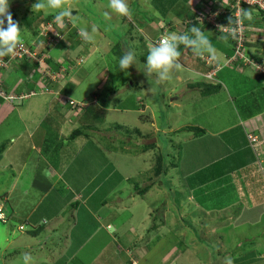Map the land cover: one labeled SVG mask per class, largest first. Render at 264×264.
Instances as JSON below:
<instances>
[{
  "label": "rangeland",
  "instance_id": "1",
  "mask_svg": "<svg viewBox=\"0 0 264 264\" xmlns=\"http://www.w3.org/2000/svg\"><path fill=\"white\" fill-rule=\"evenodd\" d=\"M204 1L206 0L198 2L201 5H205L206 3ZM36 2L38 0H10L11 12L15 15L16 21L19 22L23 29V37L29 41L31 40L32 45H35V50L39 56H37L38 62L43 65L40 69L43 71L46 70L45 75L53 79L56 74L47 71V67L43 63L45 56L39 55L43 51V45L38 44L32 35L31 27L26 26L27 22L25 19L28 22L34 19L35 22H32V28L35 23H40L37 27L40 29L45 26L41 24V16L54 12L52 10L33 12L32 5ZM216 2L218 0H211L212 4ZM128 3L131 9L133 5L139 3V9L133 11V15L130 18L120 17L112 13L108 7L109 0H73L72 11L74 16L79 17L78 24H82L89 31L92 26H95L97 33L95 34L93 42H90V44L87 42L85 47L80 46L77 49V52L81 53V57L83 58V61L77 67L79 68V75H81V82H75L77 84H75V87L71 86L72 91L70 93L73 94V99L76 102L78 101V103L93 102L96 93L97 95L103 96L107 94V96L111 97L106 119L97 125L96 128L98 130L92 128L87 129L93 136L92 140H89V144H93L92 146L97 148L95 154L92 150L89 156H100L109 166L116 164L119 173L124 176L127 173L126 165L133 162V171L130 173L134 176L131 178L132 182H129L128 190L124 189L123 184L119 185V179L116 181L112 178L103 179V171L99 179L98 177L92 180L85 178V189L87 192L93 190V188L97 192V195L91 199L92 206L96 204V199L98 200L99 194L107 193V191L113 189V192L107 197V203L101 205L99 213L95 214L94 212H88V210L86 212L83 206L76 209L78 203L72 205L75 201H65V203L54 201L53 205L61 207V211L65 212L66 215L71 216L73 214L72 216L76 217L77 222L72 226L75 227L72 233L73 238L72 240H66V236L69 235L72 219L71 223H69V219L65 217L60 221L65 222L64 226H62L63 229L61 227L58 228V232L62 229L65 235V239L59 243V246L65 247V249L63 247L61 248L63 249L61 254L57 252L48 254V251H44L48 255L44 256V253H42L40 256V254H36L37 248L33 249L36 252L30 250L39 243H42L40 239L43 237V234L39 233V235L37 234L38 236L30 234L34 224V217L30 220L29 216L34 212L33 216L37 215L39 218L44 215L49 216L52 212L49 203L53 199L51 200L50 194L48 196L44 192H40L32 187H29V189H20V187L31 184L32 179L30 174L23 173L20 175L21 171L18 170L22 169L27 163L25 172L30 173L28 171L31 168V141L40 142L39 146L41 148L45 144L50 143L45 140L46 136L40 135L36 137V131L40 128L43 121L47 123L44 132L46 133V129L48 133L50 132L49 135L51 136H49V139L58 131L49 122L51 121V115L49 114L52 108L54 106L56 107L59 96L38 95L33 97L29 99L27 104L28 107L30 106L29 104H32L33 108L26 107L24 111L22 109L27 106L24 104L25 102L22 103L21 98L16 100V103H20V105L17 106L16 112L9 114L8 120L3 128L0 129V136L17 131V135H10L8 137L6 144L14 145L10 150L2 153L4 157L2 156V161H0V205L3 206L4 213L7 216L5 222L0 218V264H24V253H28L32 258V260H29V264H62L63 259L60 260L59 256L67 255L66 253L69 250L68 244H70L69 253H73L74 249L79 248L83 244L82 248L77 251L74 257L75 259L73 255L68 256L70 259L68 264H229L230 260H232L233 264H264V211L259 216V208H254L255 202H259L257 199L243 203L241 207L243 213L238 211L239 206H234L231 212L232 217L228 221L223 218L219 219V213L214 210L196 209L198 204H196L195 199H199L198 195L195 199L189 198L192 184H197V187H199L196 189L197 192L201 190L203 188L201 187L204 176L203 172L206 171L205 168L209 167L208 169H210L212 166H204L205 162H207L204 157V151L201 149L196 151V148L189 146L193 141L199 140H193V138L188 139L197 132L195 130L196 127L203 126L202 128L205 129L207 134L219 130V125L223 123L221 116L230 122L226 116L234 113V107L238 112V106L244 104H247L250 111L259 109L260 107L258 105L261 103V99L258 93L262 92L264 88V80H262L264 76L256 77L255 74L257 73L254 72L255 68L252 64H244L241 61L247 68L244 69L243 73L229 72V78L225 79L228 86L225 93L222 90L219 94L205 96L202 93L204 87L194 86L195 88H192L193 86L189 85H197L204 82L211 83L212 81H204V78L194 74L191 68H188L189 53L192 52V49L185 48L184 45L179 44L178 48L181 52V57L178 63L184 65L183 71L173 72L172 78L169 81L159 82L155 74L148 76L144 71L149 45L158 41L160 36L165 34L162 28L169 22H172L173 26L169 27L168 30L175 27V30L178 32L181 30L189 32L186 26H183V23L186 21L184 16L185 10L184 8L181 9L186 4L178 3V0H128ZM230 3L232 8L236 5L235 2ZM261 4L264 7V3ZM172 6H175V9H167ZM226 6L227 2L223 0L219 11L223 14L228 13L227 15H229L230 11ZM249 8L253 7L249 5L246 9L248 10ZM79 9L81 12H78ZM193 9V11L199 12L204 8L201 6V8ZM106 12L109 13L107 17L105 16ZM40 13L42 15L39 16ZM141 13L149 14L145 18V15ZM164 13H168L169 16L164 17ZM254 13H257L256 9ZM139 14L141 15L137 16ZM231 14L233 16V13ZM89 20L91 21L89 22ZM136 20L139 21V25H136L134 28L136 31H129L127 34V23H133ZM50 24L52 27L55 25L54 21L50 22ZM141 25L143 27L142 29L145 30L144 34L138 31ZM58 29L57 26H54L51 29V33L58 31ZM206 29L204 30L205 34L217 48L219 56H221V50L223 49L225 51L227 46L231 45V42L229 40L227 42L221 40L222 37L220 35H223L219 34L220 31L209 26ZM257 29H250L247 32L248 34L257 32L256 38L251 42L252 47L246 46L243 50L248 60L252 58V53H262L263 51L264 56V28L262 26L259 30ZM66 37L68 38V35ZM88 44L89 46L91 45L89 48H87ZM62 46L61 44L57 48L53 47L50 55L57 58L62 52ZM115 46L117 48H114ZM113 49H118L120 53H115ZM130 51L135 52L139 63L132 65L128 71L122 72L119 67V59L124 53ZM77 52H73V55ZM202 59H207V56ZM241 63H236V66H241ZM3 68L9 70L4 72L6 78L13 73L10 65L7 64ZM61 72L64 71L61 70ZM104 75H107L108 78H104ZM60 77L62 76H59L58 79ZM12 79V77L7 78V81L12 84L15 82ZM15 79H17L16 82L23 80L22 78ZM105 79L107 81L104 82ZM121 90L124 91L119 92ZM112 91H116V93L111 95ZM128 91L134 92L133 94L137 98L141 97L144 99V101L142 100L144 106L140 109V112L134 109L127 111L128 106L135 105L131 103V98L128 102L123 101L122 98L124 96L121 95L127 94ZM229 95H232V98ZM10 97H12V93ZM33 102H35V105H33ZM120 106H123V108ZM35 110L36 112H34ZM251 113L253 114L254 112ZM37 115L38 120L40 119L41 122L38 120L33 121L32 117ZM48 116V121H46L45 119ZM255 116L256 114L250 118ZM36 124L37 128L34 131L33 127ZM223 124L226 125V122ZM120 125L133 130H131V133H128L126 128ZM188 125L194 126V131L185 130V132L179 133L180 136H168L176 128L179 130ZM78 127L79 123L72 120V122L66 123L61 131L67 137L73 129ZM136 128L140 129V134H136L134 130ZM29 131L32 132L31 136H29ZM18 133L21 134L19 135ZM142 136L147 138L144 139ZM210 138L212 139V137ZM155 139L159 142L161 152L170 155L169 158L166 155V161L168 159L173 160L171 156L175 154L178 158L179 149L175 145L180 143L178 165L174 169L172 167L168 169V172L172 169L170 173L172 176L170 181L172 182L168 181L169 184H172L173 188L172 191L162 188L159 185V178L155 177L154 184L156 186L154 187L153 193L145 194L144 198L141 195H137L134 203L132 201L133 198L131 200L128 194L131 193L134 195V191L139 190V186H147L148 183L146 181L149 177V173L147 172L150 169L138 175L136 172H141L145 168L142 162L145 156H133L130 152L135 151L140 146L139 142H154ZM167 139H171V145L167 143ZM87 143L84 137L77 138L71 142L66 141L64 150L70 149L76 153V150L84 149L83 146ZM109 147L114 150L113 154L106 152ZM125 148L129 152H125ZM155 150H152V153H157ZM29 156L30 158L28 159ZM62 156L65 159L62 158L59 164L61 167H65L66 165L63 164H67L72 160L73 153L63 151ZM146 156H152V154ZM214 156H218L217 151H214ZM259 156L261 157L258 161L259 170L264 173V154L262 156L259 154ZM232 158L233 156L230 159ZM148 162L149 160L147 159L146 163L148 164ZM8 163L12 164V167L9 169L4 168ZM239 163L242 165V160ZM228 164L230 166L227 170L231 171L233 164ZM151 165L154 166L155 161H152ZM74 166V164H70L68 171H75L73 170ZM252 166L256 167L255 164ZM215 167L219 170V165ZM115 177L120 176L117 175ZM69 178H72L70 184L72 188H75V185L80 180H75L73 179L75 177L71 176ZM97 179L99 184L98 188L95 186ZM17 181L19 182V188H14V191L9 196L10 200L7 202L3 196L13 190L12 186L17 184ZM216 182L219 185V180ZM181 185H184L185 188L183 189ZM116 188L117 190L120 188V191H117L118 193L114 195ZM62 190L65 191L66 188L63 187ZM65 196L69 198L70 193ZM167 196L170 199H167ZM123 197L126 200H124V203L122 202ZM181 198H183V201L180 206L182 210L180 215L191 219L195 229L189 228L184 224L181 221V217L177 218V221L174 217L176 215L175 211L177 210L174 205V200L178 202ZM258 199H264V196ZM214 200H208L206 204L209 206L219 205L218 199L216 198V201ZM22 209V213L9 216V214H13V210L19 211ZM107 212L109 214L107 218L113 216L115 221H110L107 218V221L103 219ZM0 217L4 218L5 215L3 214ZM76 219L73 218L74 221ZM254 220L256 221L253 223ZM45 221L47 222V219L41 217L34 226L43 224ZM109 222L111 227L107 229ZM52 223L53 221H51ZM220 223L222 225L221 227ZM21 225L26 226V228L22 229ZM134 241L139 246L144 245V247H138ZM181 242L182 244L179 246ZM174 247L175 251L173 252Z\"/></svg>",
  "mask_w": 264,
  "mask_h": 264
},
{
  "label": "crops",
  "instance_id": "2",
  "mask_svg": "<svg viewBox=\"0 0 264 264\" xmlns=\"http://www.w3.org/2000/svg\"><path fill=\"white\" fill-rule=\"evenodd\" d=\"M79 1H81V0H79ZM198 1H201V0H196V1L195 0H187V1L178 0V3L180 2V3L186 4V6L181 7V9L184 8V10H185L184 16L186 19L185 23H183L184 24L183 26H186L187 31H189L192 26H195V25H192V14H196L199 17V19H198L199 25L196 27H201L202 30L204 31V30H207L206 28H207V26H209V27H212L213 29H216L217 31H219L216 27H214L215 24L205 20L202 15H205L207 17L208 15H210V14H208L209 11H213V13L215 11H219V7L221 6L222 1L218 0V2H216L215 4H212L211 0H206V1H204L206 3L205 5L199 4ZM175 6L168 7L167 9H170V8L175 9L174 8ZM201 6L204 9H201L199 12L193 11L194 10L193 8H201ZM136 9H139V3H136L135 5H133L132 12L135 11ZM162 9H164V8H162ZM254 10H255V8H254ZM257 12H258V10H257ZM168 13L167 14L164 13L163 14L164 17L169 16ZM147 14H149V13H147ZM147 14H146V16H147ZM258 15L259 14L254 13V19L251 21L252 23H253V21H255L256 16H258ZM222 18H220L218 15L217 22L219 23V20H222ZM162 21H164V20H162ZM206 22H209V23H206ZM133 23H135L136 25H139V21H137V20L134 21ZM252 23L250 25H252ZM55 26H56V24H55ZM172 26H173L172 22H169L164 28H162V29H164L163 33L166 34L167 31H168V33L172 32V31L178 32L175 30V27L168 30V28L172 27ZM248 27H250L249 30L252 29L251 26H248ZM142 28H143L142 25L139 26L138 31L144 34L145 30H143ZM253 28L254 29L258 28L257 30L260 29L258 26L253 27ZM126 29H127V27H126ZM184 31H186V30H181L180 32H184ZM256 33L257 32L255 31V33H253V34H248V37H247L248 47H250L252 45L251 42H253V40L256 38L255 37V36H257ZM220 37H222V36L220 35ZM229 41H230V38H229ZM256 46H258V45H256ZM55 47L57 48L58 46L55 45ZM228 47L232 48V43H231V45L227 46V49H229ZM221 51L222 52L220 54L221 55L220 60H224V61H219V63L213 61V67L214 68H208L209 69L208 72L204 73V75L202 74V72L200 70L201 65L204 63L200 60L201 59L200 57L194 56V54L192 52L189 53L190 59L188 61V66H189L188 68H191V71L194 74L199 75L200 77L204 78V81L205 80L208 81L209 79H211L215 83H220L222 85V89L220 92H222V90H223V92L225 93L227 91V88H228V86L225 82V79L229 78V72L243 73L244 69L247 68V66H244L243 63H241V61H239L240 58L236 59L235 58L236 56L234 57V55H233L231 57H234V58L230 59L231 57L229 56V53L226 52V50L224 51L222 49ZM63 52L64 51H62L61 54H59V56H58L59 58L62 56ZM44 56L46 58L47 53H45ZM251 59H253V61L258 62L259 63L258 65H260V64L264 65L263 51H262V53L261 52H258L256 54L252 53ZM248 62H250V60H247L246 63L248 64ZM236 63H241L242 65L236 66ZM229 65H231V66H229ZM19 68H16L15 71L12 69L13 73L7 77V78H11V77L13 78L12 80H14L15 82H13L12 84L7 81V78L5 77V74H4V72L9 71V70L3 68L0 71L1 82H5L7 84V85H4L5 88L2 87L4 90L13 92V91H15V89L18 90L21 87H24V85H25L24 80L16 82L17 79H15V78H22L23 77L22 73H20V71H19ZM226 68H229V69H226ZM254 68H255L254 72L257 73V74H255L256 77L259 78V77L264 76V74H262V72H260V70H258L257 67H254ZM12 70L10 69L11 72H12ZM212 71L215 73V76L213 78L206 77V75L208 73H212ZM12 80H11V82H12ZM211 80H209V81H211ZM262 80H264V79H262ZM215 94H219V91ZM230 98H232V95L230 96ZM34 103L35 102H33V105H35ZM19 105H20V103H13L12 104V103L7 102V101H0V129L3 128L4 124L8 120L9 114L11 112H13V113L16 112L15 110L17 109V106H19ZM29 105H30L29 107L27 105L22 110L24 111V109H26V107L33 108L32 104H29ZM232 105H234V104H232ZM137 111L140 112V109H137ZM34 112H36V110ZM19 114L22 115L21 112H19ZM13 115H15V114H13ZM221 117L224 119L223 116H221ZM226 117L230 120L232 125L227 126L228 123H230V122L226 121L225 119L224 120L222 119L223 123L226 122V125H224L222 123L219 125V130H217L216 132L210 133L212 139L210 138L206 141H193L192 143H190L189 146L196 148V151L199 149L204 151V157H205V160H207V162H205V165H204L205 167L208 165H211V166H213V169L217 170L216 169L217 167H215L216 166L215 163L219 162V170H217V175H219V178L217 179V180H219V188L224 187L227 189L226 196L227 197L229 196L228 198L230 200L229 201L226 197L224 203L227 200L229 202H227L225 205L223 203L224 206L219 209V211H220L219 212V219L226 216L227 213L232 212V208L234 206H239L238 211L243 213V210L241 208L243 203L249 202V200L252 201L254 199H257V201H259V202H255L254 208H259V211H260L259 216H260L261 213L264 211L263 210L264 199H258V198H261L264 196V173H262L259 170V166H258L259 162L258 161L261 158L259 156V154H261V156L264 154V112L257 113L256 116L253 118L248 119L246 117L245 119H243L241 114L234 107V113L227 115ZM32 118H33V121L38 120V115L34 116ZM32 118H30V119H32ZM30 119H28V120H30ZM28 120H27V122H28ZM38 121L41 122L40 119ZM33 128L35 131L37 128V124L34 125ZM4 129H6V128H4ZM16 132L15 133H13V132L12 133H6L4 136H0V145H1L0 161H2V158L4 157V155L2 153L10 150L11 147L14 145V144L13 145L6 144V141H8V137L10 135H17ZM247 133L253 134L254 136L258 137V140L256 141V143H254L252 146H250V144H249ZM18 134L20 135L21 133H18ZM31 135H32V132L29 131V136H31ZM36 143H37L36 141H34V142L31 141V149H30L31 150L30 155L32 154L31 155V168L28 171L30 173L25 172L27 163L24 165V167L22 169L18 170V171H21L20 175L23 173L24 174H30L32 182L29 185H25L24 187H20V189L21 188L29 189V187H32V188H34L40 192H44L46 195H48L51 192L53 186H55L56 184L59 186V184L61 183L60 179L62 177H64L63 174L65 173V171L69 170L70 164H74L76 166V161H75L76 155H77V157H80L82 159V162L86 161V163H89L90 165L93 164L96 166V168H94L95 171H93L95 178L98 177V179H99V177L103 171L104 172V178L103 179H108V178L111 179L112 178L115 181L117 179H119L120 180L119 185L123 184V186H124L123 188L127 189V190L129 188L128 177L131 175L130 173L133 171L132 170V165H134L133 162H130V164L126 166V172L127 173H126V176H124L121 173H119V169H118L116 164L109 166L106 163V161L102 160V158L100 156H97V157L94 155L89 156L90 153L92 152L93 148L89 147L86 144L83 146L84 149H80V150L78 149L76 151L72 160L69 163L63 164V165H66L65 167L63 166L61 169H59V168L55 169L52 165H50L48 163L46 157L42 154L41 149L39 148V146ZM96 151L93 150L94 154ZM113 151H114L113 149L107 148L106 152L113 154L114 153ZM214 151H217L218 156H214ZM125 152H129V150L126 149ZM80 154H82V155H80ZM231 156H233L232 159H230ZM29 158H30V156L28 157V159ZM241 160H242V165H240V163H239ZM228 163L233 164V168L231 171L227 170V168L230 166ZM253 164H255L256 167H253V166L251 167V165H253ZM11 167H12V164H10V163H8L4 166V168H8V169ZM149 169H150V171L147 172ZM144 170H145V172L149 173V177L147 178L146 183L154 185L152 187V189L150 190V193H153V190L155 187L154 183L156 180L155 177H157L158 175L157 176L155 175V173H154L155 170L153 168V165H151V163L147 164ZM99 172H100V174H99ZM170 173L171 172L166 173L169 181L172 177ZM75 174H77V176L73 179L82 180L83 181L82 184L78 183L79 185L77 184V185H75V188H72L70 182L64 180V182L60 185L61 187L66 188V190L64 191L65 194L70 193V197L68 198V200L70 202H72V201L79 202L76 209H79L80 206H83L84 209H86V212L88 210V212L90 211V212H94L95 214H98L100 206L105 205L107 203V197L113 192V189L107 191V193L99 194L98 200L96 199V204H94L92 206V203H91L92 200L91 199L97 195V192H95V188H93V190L87 192V190L85 189V187H86L85 186L86 185L85 177H83V175H80L79 172H77ZM117 175H119L120 177H115ZM98 179H97L96 184H95L96 188L99 187ZM170 182H172V181H170ZM187 185H189V184H187ZM204 186L206 187L207 185L202 183L201 187H204ZM12 187H13V190L11 192L5 194V196H3L4 200H6L7 202H9V200H10L9 196L14 191V188H16V187L19 188V182L17 181V184H15ZM120 188L118 190H117V188L114 190V195L118 193L117 191H120ZM197 188H199V187H197V184L193 183L192 184V190L189 192V198L191 197V198L195 199ZM61 191L63 192V190H61ZM128 195L130 196L131 200L133 198V200H132L133 202L136 201V199H135L136 195H133L131 193ZM194 195H195V197H194ZM42 197H44V196L42 195ZM142 198H144V197H142ZM167 199H170V198L167 197ZM124 200H125V197H123V201H122L123 203L126 201V200L125 201ZM239 202H240V204H239ZM49 204L51 205L52 212L49 214V216H46V215L41 216V217L46 218L48 221L44 222L46 224L44 225V228H42L41 232H40V234H43V237H41V239H40V242H42L41 243L42 247H40V249H42L43 251H48V254L49 253L51 254L54 252L61 254L58 245L61 241V240H59L60 239L59 237L60 236L64 237V234L62 232V229H63L62 226H64L65 222H60V221L62 218H65V217L68 219H70V218L76 219V217H73L72 216L73 214L71 215L72 217L69 215H66V214L60 215L61 212L59 213V216L51 217L52 215H55L54 213L56 211H59L62 208L56 207L55 205H53L52 201ZM198 207L201 209L203 206H202V204H200V205L198 204ZM0 208L3 212V214L6 216V214L4 213V208L2 205H0ZM22 211H23V209L19 210V211L13 210L12 211L13 214H9V216L17 215V213H22ZM30 214H32V212H30ZM33 214L29 216L30 220L32 217H34L33 218L34 221H36V220L38 221L41 218V217L39 218L37 215L33 216ZM49 217H51V218L49 219ZM107 217H109L108 212L105 214V218H103V219L106 221H107V219H110V221H115L113 216H111L110 218H107ZM258 217H257V219H258ZM256 220H254L253 223ZM51 221H53L52 224H51ZM247 221H249V220H247ZM48 222H50L49 225H48ZM76 222H77V219H76V221L72 220V223H71V221L69 222V223H71V228L69 231V235L66 236L67 239L70 237V234L72 237V233L75 230V227H72V226ZM221 226L222 225L220 223V227ZM60 227L62 229H61V231L58 232V230H59L58 228H60ZM110 227H111V224L109 222L107 225V229H109ZM56 232H58V233L56 234ZM134 242H136V241H134ZM135 244L138 245L137 242ZM135 244H133V245H135ZM82 246H83V244H82ZM82 246H79V248L74 249L73 253H69L70 244H68L69 250L66 253L67 255H65L68 258V262L66 264H68L70 261L68 256L73 255V258H74L77 251L80 250L82 248ZM138 247H144V245L143 246L138 245ZM64 249H65V247H64ZM39 254H40V256L42 255L41 252ZM48 254L45 252L44 256H47ZM61 258H62V256L60 255L59 259H61ZM41 261H44V260H41Z\"/></svg>",
  "mask_w": 264,
  "mask_h": 264
},
{
  "label": "trees",
  "instance_id": "3",
  "mask_svg": "<svg viewBox=\"0 0 264 264\" xmlns=\"http://www.w3.org/2000/svg\"><path fill=\"white\" fill-rule=\"evenodd\" d=\"M221 1H223V0H221ZM226 2H234V0H229V1L226 0ZM243 7H246V4L243 3ZM226 8L229 9L230 14L227 15L228 13H225L219 17L220 18L223 17L222 21L225 24L226 23L229 24L228 18L229 17L234 18V16H232L231 13L234 14L236 9L231 8L230 5H227ZM255 9L258 10L257 14H259V15L256 16V19H255V21H253V23L248 21L247 19H242L244 22V26H247V27L248 26H251V27L258 26L259 28L263 26V28H264V10H262L258 6H256ZM245 10H247V9L245 8ZM78 12H81V10L79 9ZM141 14H144L145 18L147 17L146 16L147 13H141ZM141 14H139L137 16H140ZM40 15H42V13H40L39 16ZM54 15H55V13H50L48 15H46V14L42 15L41 16L42 17L41 24L45 25L44 27L48 26L50 24V22L54 21L53 20ZM13 18H14V20H16L15 15H13ZM196 18H198V15L192 14V20H193L192 25L198 26L199 23H198V20H196ZM25 20L27 22L26 26L31 27L32 35L37 40L38 44L43 45V51H42V53H39V55L42 56V55H44V53H47V57L46 58L44 57V59H43V63L47 67V71L51 72L52 74L55 73L56 75L53 79H51L50 77H47L45 75L46 70L43 71L40 69L41 66H43V65H41L38 62L39 61L37 58L38 53L35 50L36 49L35 45H32V43L30 42L31 40L29 41V40L24 38V48L26 50H29L31 55L24 53L21 58L17 57L16 59H13L10 62V66L14 71L16 70V68L20 67L19 71H20V73H22V76H23L22 78L25 82V85H24V87H21L18 90L15 89V91H13V92L7 91L6 94L10 95L12 93L16 97L24 95V97L21 99H22V103L25 102L24 104H26V105L28 104L29 99L36 97L38 95H58L59 96L58 97L59 100L57 102L56 107L54 106L52 108L50 114H49V115H51V118H50L51 121H49V122H51L54 126V129H57L58 131L56 132L55 135H53V137H50V139H49V136H51V135H49L50 132L48 133L47 129H46V133L44 132L47 123L45 121H43L40 128L36 131L37 132L36 137L40 136V135L46 136L45 140L49 141L50 143L45 144V146L43 148H41V146H39L40 142L36 141L37 142L36 144L41 149V152L46 157L48 163L50 165H52L55 169L56 168L61 169L62 167L60 166L59 161L62 160V158L65 159L62 156V152L64 151V152H68V153H73V156L75 154L74 151H71L70 149L64 150L65 142L66 141L71 142L73 140H76L77 138L84 137V138H86V141H88L90 143L89 140H92L93 136L88 132L87 129H91V128L94 130L97 129L96 128L97 125L102 123V121L106 119L107 111H108L109 106H110L111 97L107 96V94H105L103 96V95H97V93H96L94 96L93 102H91V103H78V101L76 102V100L73 99V96H72L73 94L70 93V91H72L71 86L75 87V84H77L78 82H81L80 81L81 75H79L80 72H79V68H77V67H78V65L81 64V62L83 61V58L81 57L82 54L77 52V49L80 46L85 47V45L87 44V42H84L81 39L80 35L78 34V28L83 27L82 24L80 25V23H79L77 25V27H73L71 22L66 21L67 22V23H65L66 27L63 30H61V29H58V31L55 30L56 32H58L60 34V36H59L56 34V32L51 33V29L55 25H53V27H50L49 32H47V35H45L44 33L41 34V30L44 27H42L40 29L37 28L40 25V23H35V25L32 28V22H35L34 19H31L29 22L27 21V19H25ZM90 21L91 20H89V22ZM125 22H127V21H125ZM251 23H252V25H250ZM127 24H128L127 34L129 33V31H136L134 29L136 27V24H133V23H127ZM88 25H90V24H88ZM252 29H254V28H252ZM220 34L224 35V33H222V32H220ZM67 35H68V38L66 37ZM49 38H51V39H49ZM54 41L57 43H55ZM230 41L232 43V48L228 47L229 49H226V52L229 53V56H232L234 51H235L236 40H233L230 38ZM61 44L63 45L62 51H64L62 56L60 58L59 57L56 58V57L50 55V51L52 50V48L53 47L56 48L55 45L58 46ZM89 44L87 45V48H89L91 46V45L89 46ZM114 48H117V46H115ZM69 49H71L70 52H69ZM113 50L117 54L120 53V51L118 49H113ZM73 52H77V53H75V55H73ZM33 54H36V55L33 56ZM6 57H8V56H6ZM200 60L204 63L200 67L202 74L207 73L209 70L208 68H213V66L208 64L205 60H202V59H200ZM73 62H75V63L72 64ZM63 67H64V69H63ZM61 70L64 72H61ZM132 70H134V69H132ZM59 76H62V77H60V79H58ZM104 78H108L107 75H104ZM73 81H74V83H73ZM105 81H107V79H105L104 82ZM75 82H77V83H75ZM213 82L214 81H212L211 83L204 82V83H200L197 85H189V86H193L192 88H195L194 86H200V87L202 86V87H204L202 89L203 95L210 96L212 94L217 93L218 91L220 92L222 89V85L220 83H213ZM4 85H7V84L5 82L0 83V89H1V87L5 88ZM123 91L124 90H121L119 92H123ZM114 93H116V91H112L111 95ZM133 93L134 92L128 91L127 94L121 95V96H124L122 98L123 101L125 100L126 102H128V100L131 98V103L135 104V105L128 106L127 111L132 110V109H134V110L141 109L144 106V102H142V100L144 101V99L141 97L137 98V96H135ZM258 95H259V98L261 99V103L258 105L260 108L257 109L256 111H250V109H248L249 107L247 106V104L238 106L239 107V113L241 114L243 119H245L246 117L250 118L257 113L264 111V88H263L262 92L258 93ZM136 98H137V100H136ZM51 99H53V97H51ZM0 101H4V99L2 97H0ZM71 101H74V105L71 103ZM120 107L123 108V106H120ZM124 109H126V108H124ZM248 111H250V112H248ZM251 112H254V113L252 114ZM48 118H49V116L46 117L45 120L48 121ZM72 120H74L75 122H78L79 127L73 129V131L69 134V136L65 137L62 134L61 130L63 129V126L66 123L72 122ZM230 125H232L231 122L228 123V126H230ZM120 126L124 127L122 125H120ZM121 127H119V128H121ZM202 127H196L195 128L194 126L188 125V126L182 127L179 130H177V128H176L168 136H172V137L180 136V134H179L180 132H185V130L194 131V128H195V130H197V132L195 134H193L192 137H189L188 139L193 138V140L198 139L199 141H206V140L210 139L211 134L210 133L207 134L205 129ZM124 128H126L128 133H131L132 132L131 130H133L131 128L129 129L128 127H124ZM134 130H135L136 134L141 133L139 128H136ZM248 135H250V134L247 133V137H248ZM142 137L144 139L147 138L145 136H142ZM248 140H249L250 146H252L253 144L250 141L249 137H248ZM171 142H172L171 139H167V143H169L171 145ZM89 143H87V145L89 147H92L93 150L96 151L97 148L93 147L92 146L93 144L90 145ZM139 143H140V146L138 148H136L135 151L133 150L131 152V155L137 156L140 154L142 156H145V157H143V160L146 161L147 159H149V156H146L149 154V150H151V149L155 150L156 149L155 151H157V153H153L155 156L154 160H153V161H155V165H154L155 172L154 173L156 176L158 175L157 178H159V182H160L159 185L162 188H166L168 190L170 189L172 191L173 186H172V184H169V181L167 178L168 176L166 173L168 172L169 167H172V169H174L178 165V161H179L178 159L180 157V143L175 145V146H178V149H179L178 150V152H179L178 158L176 157V154H175V155L171 156V158L173 160L168 159V161H166V159H167L166 155L168 156V158L170 157V155L162 153L160 150L161 148L158 146V143L148 142V141H146L145 143L144 142L143 143L139 142ZM62 148H63V150H61ZM109 148H111V147H109ZM75 161H76V166H74V169H73L75 171H65V173L63 174L64 177H62L60 179L61 183L59 184V186L57 184L55 186H53L51 192L49 193L51 200L53 199L52 202L61 201L62 203H65V201H69L68 197L65 196L66 194L64 193V191L63 192L61 191L63 187L60 186L64 182V180H66L70 183L72 182L71 181L72 178H69V176L76 177L77 174H75V173L79 172L80 175H83L87 180L95 179V177H94L95 175L93 173V171H95L94 170L95 165H93V164L90 165L89 163H86V161L82 162V159L80 157H77V155L75 156ZM215 164L219 165V162H217ZM208 168L209 167L205 168L206 171L203 172L204 176L202 178L203 179L202 183L206 184L207 186L206 187L204 186L201 190L196 192V196L198 195L199 199L197 200V198L195 197L196 198L195 200L199 205L202 204V206H203L202 210L203 209H208V210L210 209V210H214L215 212L219 213L220 212L219 209L222 208L230 200L228 198L229 196L228 197L226 196L227 189L224 187L219 188V185L216 182V180L219 178V175H217V170L213 169V166L210 169H208ZM171 170L169 172H171ZM162 177H163V179L161 180ZM78 182L81 184L83 183L82 180H80ZM153 186H154L153 184L152 185L147 184V186H143V187L139 186V190H135L134 195H136V196L141 195L142 197H145V194L150 193V190L152 189ZM181 186L183 187V189L185 188L184 185H181ZM136 191H137V193H135ZM157 192H159V191H157ZM49 194H48V196H49ZM226 197L229 201L227 200L224 203ZM216 198L218 199L217 201H219V205L215 204L213 206H209L206 204V202H208V200H214L215 199L214 201H216ZM182 201H183V198L178 200V202L174 200V202H175L174 205L177 208V210L175 211L176 215L174 217H175L176 221H177V218L181 217V221L184 224H186L189 228H194L193 221L191 219H188V218L180 215V212L182 211L181 207H180ZM76 203H79V202L75 201V203L73 202L72 205H74ZM223 203H224V205H223ZM196 209H200V208L197 206ZM60 210H62V209H60ZM60 210L56 211L54 213L55 215H52L51 217L59 216L60 212H61L60 215H64L65 212H62ZM51 217H49V219ZM231 217L232 216H231V212H230V213H227V215L222 217V218L224 220L227 219L228 221H230ZM0 218L5 222L6 217H4V218L0 217ZM71 219L73 220V218H70L69 222L71 221ZM154 220H155V218H154ZM36 221L33 220V223L34 222L35 223L33 224V228L30 231V234H32V235H37V234L39 235V233L41 232V229L44 228V225L46 224V223H43V224H40L38 226L37 225L34 226L36 223H38ZM62 237L63 236H60L59 240L62 241L63 239H65V235L63 238ZM72 238H73V236L69 237L68 239L71 240ZM66 239H67V237H66ZM181 244H182V242L179 243V246ZM210 244H212V243H210ZM207 245H208V243H207ZM41 246H42L41 243H39L36 247H34L30 250L37 248V252H36V250H33L34 252H36V254H39L40 252L44 253V251L42 249H40ZM62 247L63 246H59L60 253L63 252L64 247H63V249H61ZM181 249H185V248H181ZM174 251H175V247H174L173 252ZM169 255H170V253H169ZM62 259H63L62 264H66L68 262L67 256H62V258L60 260H62Z\"/></svg>",
  "mask_w": 264,
  "mask_h": 264
},
{
  "label": "clouds",
  "instance_id": "4",
  "mask_svg": "<svg viewBox=\"0 0 264 264\" xmlns=\"http://www.w3.org/2000/svg\"><path fill=\"white\" fill-rule=\"evenodd\" d=\"M224 2H226V0ZM240 4H241L240 0H237L236 5H234V8L236 9L237 14L235 16V19L233 17L228 18L229 24H228L227 29H225V26H224V25H227V23L225 24L224 22H223V25H218L217 27L216 26L214 27L219 29L220 32L224 33V35L222 36V40H224L225 42H227L229 38L236 40L235 51L233 55L234 57L236 56L235 57L236 59L240 58L239 61H243L244 64H247L246 62L248 59L245 57L243 53L244 48L248 46L247 31H249V27L247 26H244L245 27V39L243 41L242 46L240 47V52L243 56H240L236 53L237 46H238V39L240 36L241 20L247 19L248 21L251 22L254 19L255 10L253 8H256L257 5L251 6L253 8H249L248 10H245L240 7ZM227 5L231 6V3L227 2ZM246 5L247 7L249 6L248 4ZM108 7L111 9L112 13H115L116 15L120 17L130 18L133 15V12L128 3V0H109ZM72 8H73V0H38V2L32 5L33 12H36L39 10H45V11L52 10L55 13L53 17L54 23L56 24L57 28L61 30H63L66 27V24H65L66 21L71 22L73 27H77L79 17L73 15ZM210 13H213V11L209 12L208 14ZM105 16L106 17L109 16V13L106 12ZM198 19L199 17L196 18V20ZM189 32H175V31L169 32V33H166L160 36L158 41H156L155 43L149 45L147 62L145 64V69H144V71L146 72L148 76L155 74L159 82H166L172 78L173 72L183 71L184 65L178 63L181 57V52L178 49L179 47L178 44H183L185 48H191L194 56L200 57L201 59L207 56V59H202V60H205L208 64L212 66H213V61L219 63L220 56L218 54V50L213 45L209 37L202 30V28L192 26ZM96 33H97V28L95 26H92L90 31L86 27L78 28V34L80 35L81 39L84 42H89V43L93 42L95 39ZM56 34L60 35L58 32H56ZM23 47H24L23 29L21 28L19 22L14 20L13 18V14L11 12L10 0H0V60H2L3 57L8 56L9 57L8 65H10V62L13 59H16L17 55L23 49ZM234 57H231L230 59ZM138 63L139 62L137 60V57L134 51L124 53L119 59V67L122 72L128 71V69L132 65L134 64L137 65ZM248 64H252L253 67H257L256 65H258L259 63L256 61H253V59H250V62H248ZM258 66L263 68V71H261L260 69L258 70H260V72L264 74V65L260 64ZM2 69L3 68H1L0 70ZM214 76H215V73L213 71L212 73H208L206 75V77L208 78H213ZM0 83H2L1 80H0ZM1 90L4 93L7 92V90H4L2 87L0 91ZM0 97H2L4 101L10 102L12 104L16 103V100L20 99L16 96H15L16 98L13 100L6 99L1 95ZM257 140H258V137H256V141ZM156 141L157 139H155L154 142L159 143ZM152 150L153 149L149 150V154H152V156H149L148 164L151 163L155 157L154 154L152 153L153 152ZM142 162H143V167L144 166L146 167L147 165L146 161L142 159ZM143 172H145V170L141 172H136V173L139 175V174H142ZM133 177L134 176L132 174L128 177L129 182L131 181V178ZM1 215H3V212L0 208V216ZM21 228L24 229L26 228V226L21 225ZM30 259L32 260V258L29 256L28 253L23 254L24 264H29ZM229 264H233L232 260H230Z\"/></svg>",
  "mask_w": 264,
  "mask_h": 264
},
{
  "label": "built area",
  "instance_id": "5",
  "mask_svg": "<svg viewBox=\"0 0 264 264\" xmlns=\"http://www.w3.org/2000/svg\"><path fill=\"white\" fill-rule=\"evenodd\" d=\"M264 1V0H263ZM262 0H240V7L241 8H243V9H245V8H247V5H246V7H243V3H246V4H248V5H251V6H255V5H257L258 7H260L261 9H263L264 10V7L262 6V4L261 3H264ZM234 2L235 3H237V0L235 1L234 0ZM234 8V7H233ZM223 13H220V11H215L214 13H210V15H208L207 17L205 16V15H202L203 17H204V19L205 20H207V21H209V22H211V23H213V24H215V26L217 27L218 25H223V21L222 20H219V23L217 22V17H218V15L219 16H221ZM236 11L234 12V14H233V16H234V18H235V16H236ZM225 26V29H227L228 28V24L227 25H224ZM50 27H52V25H48V26H46V27H44L42 30H41V34H45V35H47V32H49V28ZM244 39H245V27H244V23H243V20H241V27H240V36H239V39H238V46H237V54L238 55H240V56H243L242 54H241V52H240V47L242 46V44H243V41H244ZM24 53H26V54H28V55H31V53L29 52V50H26L24 47H23V49L19 52V54L17 55V57H22V55L24 54ZM33 56H35L34 54H33ZM16 57V58H17ZM8 60H9V57H3V59L2 60H0V69L1 68H3V67H5L7 64H9V62H8ZM257 66V68L258 69H260L261 71H263V68L262 67H260V66H258V65H256ZM0 95L1 96H3L4 98H6V99H9V100H13V99H15L16 97L14 96V95H12V97H10V95H7L6 93H4L2 90L0 91ZM19 98H23L24 97V95H22V96H18ZM71 103L74 105V102L73 101H71ZM249 139H250V141L252 142V143H255V141H256V136H254V135H249Z\"/></svg>",
  "mask_w": 264,
  "mask_h": 264
},
{
  "label": "water",
  "instance_id": "6",
  "mask_svg": "<svg viewBox=\"0 0 264 264\" xmlns=\"http://www.w3.org/2000/svg\"><path fill=\"white\" fill-rule=\"evenodd\" d=\"M178 46H179V44H178Z\"/></svg>",
  "mask_w": 264,
  "mask_h": 264
}]
</instances>
